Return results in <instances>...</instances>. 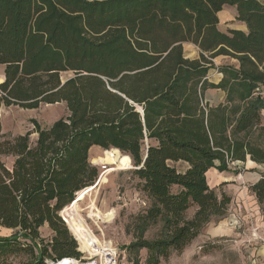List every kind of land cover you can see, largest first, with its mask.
Masks as SVG:
<instances>
[{
  "label": "trees",
  "instance_id": "16d2710c",
  "mask_svg": "<svg viewBox=\"0 0 264 264\" xmlns=\"http://www.w3.org/2000/svg\"><path fill=\"white\" fill-rule=\"evenodd\" d=\"M225 6L246 32L218 29ZM217 57L237 64L215 66ZM0 66V109L63 103L68 112L12 139L0 119V227L12 231L0 237V264L80 257L66 216L98 177L91 147L128 155L149 202L124 249L131 264L143 250L144 264H160L226 214L230 199L208 186L209 170L264 165V0H0ZM208 90L223 100L208 103ZM250 191L264 201V174ZM74 236L81 248L84 231Z\"/></svg>",
  "mask_w": 264,
  "mask_h": 264
},
{
  "label": "rangeland",
  "instance_id": "374dc122",
  "mask_svg": "<svg viewBox=\"0 0 264 264\" xmlns=\"http://www.w3.org/2000/svg\"><path fill=\"white\" fill-rule=\"evenodd\" d=\"M228 11L225 10L220 16L218 29L222 32L236 28L237 25ZM182 48L186 58L198 57V51L193 45L185 44ZM214 63L235 64L234 60L224 57H217ZM1 70L2 67L0 72ZM70 76V73H63L61 79ZM209 78L213 82L216 75L213 74ZM221 95L222 93L217 90H208L205 100L210 104H216L222 100ZM67 115L63 103L40 104L33 110L18 106L2 107L1 129L4 137L12 139L31 132L33 120L41 127H47ZM35 139L36 135L32 134L30 142H34ZM3 161L10 166L11 158H3ZM89 161L97 167L98 174L102 170V176L97 185L95 182L83 190L87 191L86 195L76 201L70 214L66 216L67 221L73 222L70 232L75 235L77 230L84 231L85 238L81 250L91 249V246L86 244L88 239L93 243L105 242L124 250L133 241L132 226L136 215L148 207L149 202L139 191V182L132 174L133 166L128 155L116 149H109L97 153L96 156H90ZM251 163L247 161L244 164L231 165L228 172L220 175L213 169L208 172L209 187L218 195L225 193L230 199L226 214L222 218L212 219L205 225L200 237L190 243L186 253L173 252L160 264H264V201L258 203L250 191V187L264 174V165L254 166ZM138 200L144 201L146 206H141ZM192 213L193 210H189L187 217ZM159 228L158 224L149 227L144 238L147 240L155 238ZM121 257L119 264H131L127 252L123 260ZM145 257L146 251L143 250L139 254V264H144ZM23 259L25 258L18 257L13 263L20 264Z\"/></svg>",
  "mask_w": 264,
  "mask_h": 264
},
{
  "label": "built area",
  "instance_id": "2783aa9c",
  "mask_svg": "<svg viewBox=\"0 0 264 264\" xmlns=\"http://www.w3.org/2000/svg\"><path fill=\"white\" fill-rule=\"evenodd\" d=\"M103 167H100L102 169ZM102 176V170L98 174V177L96 179V185L98 184L100 178ZM138 203L141 204V206L145 207L146 203L144 201L140 202L138 200ZM61 219L64 221V223L68 228L66 220L63 218L62 213H59ZM70 232V231H69ZM71 233V232H70ZM89 233L91 236H93L91 230L89 229ZM74 240L77 242V250L81 254L79 258H62L59 260H48L45 263L46 264H119V258L121 257L122 260L125 256V250H120L119 248H116L109 243L105 242H98L93 243L91 249L89 250H81L80 249V243L77 241L76 237L73 233H71ZM87 255V257L85 256ZM121 255V256H120Z\"/></svg>",
  "mask_w": 264,
  "mask_h": 264
},
{
  "label": "crops",
  "instance_id": "0c3cea01",
  "mask_svg": "<svg viewBox=\"0 0 264 264\" xmlns=\"http://www.w3.org/2000/svg\"><path fill=\"white\" fill-rule=\"evenodd\" d=\"M225 10H229L228 12H231V18H234V20H235V17H236V11H235V9H234V7H229V6H225V7H223V9H222V11L221 12H219L218 13V15H217V17H218V22L220 21V16L223 14V12L225 11ZM237 23V25H236V28H230V29H232V30H240V31H242V32H246L247 31V29H246V26H245V24H243V23H241V22H236ZM219 24V23H218ZM192 45V44H188V43H184L183 45ZM224 58H226V57H224ZM229 59V58H228ZM215 60V59H214ZM232 60V59H231ZM214 62V61H213ZM235 62V64H232V65H234V66H236V61H234ZM215 64V63H214ZM215 66H218V65H216L215 64ZM0 67H2V70H1V72H0V83L3 81V71H4V67L3 66H0ZM213 74H215L216 75V80L215 81H210L209 79V77L211 76V75H213ZM207 79H208V81H210V82H212V83H218L219 81H220V79H221V75L219 74V73H217V71H215V70H211V71H209V73H208V75H207ZM218 91V90H217ZM219 92H221V91H219ZM222 93V92H221ZM221 96H223L224 97V94L222 93V95ZM223 97H222V100H223ZM221 100V101H222ZM221 101H219V102H217L216 104H218V103H220ZM101 151H104V150H102V149H100V148H98V147H91L90 148V150H89V158H90V156H96L97 155V153H99V152H101ZM247 162V161H246ZM11 163H12V161H11ZM92 164V163H91ZM252 165H254V166H261V165H257V164H255V163H251ZM11 165V164H10ZM93 165V164H92ZM179 165V163H177V166ZM210 171V170H209ZM208 171V172H209ZM208 172H207V174H208ZM207 174H206V179H207ZM219 175H220V173H219ZM207 183H208V181H207ZM209 186V185H208ZM79 199H80V197H79ZM11 233H12V231L11 230H9V229H5V228H2V227H0V237H8V236H10L11 235ZM39 234H40V237L42 238V239H50V237H51V231L49 230V228H48V226H47V224H44L42 227H40L39 228ZM200 237V233H199V235L195 238V239H193L190 243H192V242H194L195 240H197L198 238ZM201 242V241H200ZM190 243L185 247V249L183 250V254H184V252L186 253L187 252V248H188V246L190 245ZM189 252H192V251H189Z\"/></svg>",
  "mask_w": 264,
  "mask_h": 264
},
{
  "label": "bare ground",
  "instance_id": "6f19581e",
  "mask_svg": "<svg viewBox=\"0 0 264 264\" xmlns=\"http://www.w3.org/2000/svg\"><path fill=\"white\" fill-rule=\"evenodd\" d=\"M137 110L139 111L140 109L139 108H137ZM86 192L87 191H85V192H83L81 195H80V198H82V196H85L86 195ZM86 198V197H85ZM86 244H88V245H90L91 247H92V244H93V242L91 241V240H86Z\"/></svg>",
  "mask_w": 264,
  "mask_h": 264
},
{
  "label": "water",
  "instance_id": "95a60500",
  "mask_svg": "<svg viewBox=\"0 0 264 264\" xmlns=\"http://www.w3.org/2000/svg\"><path fill=\"white\" fill-rule=\"evenodd\" d=\"M65 82V79L64 80H62V84ZM140 112H141V110H139Z\"/></svg>",
  "mask_w": 264,
  "mask_h": 264
}]
</instances>
